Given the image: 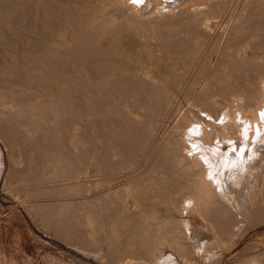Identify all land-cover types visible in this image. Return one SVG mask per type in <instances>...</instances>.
Returning <instances> with one entry per match:
<instances>
[{
  "label": "rangeland",
  "instance_id": "obj_1",
  "mask_svg": "<svg viewBox=\"0 0 264 264\" xmlns=\"http://www.w3.org/2000/svg\"><path fill=\"white\" fill-rule=\"evenodd\" d=\"M51 1L69 17L88 2ZM180 7L183 15L158 24V41L129 45L121 35L118 48L103 46L101 59L114 70L92 69L101 59L70 52V69L83 71L76 81L0 78V264H264V104L258 116L249 108L257 94L264 103V0ZM29 18L6 23L20 22L26 35L0 28V67L40 73L31 59L46 54L40 44L52 36L30 34ZM180 41L191 51L179 55L171 44ZM126 50L131 59L115 58ZM125 68L131 87L121 79ZM87 81L101 86L98 93L81 89ZM227 110L236 113L232 123H213ZM184 118L219 133L204 165L218 196L201 213L183 204L201 174L179 157ZM230 150L234 157H226Z\"/></svg>",
  "mask_w": 264,
  "mask_h": 264
},
{
  "label": "bare ground",
  "instance_id": "obj_2",
  "mask_svg": "<svg viewBox=\"0 0 264 264\" xmlns=\"http://www.w3.org/2000/svg\"><path fill=\"white\" fill-rule=\"evenodd\" d=\"M188 1L189 0H135V2H134V0H88V2H86V7L81 8L76 13L75 16H73V17L70 16L69 17L67 14H64L62 11L57 12L53 8V6H52L53 3H52L51 0H34L30 4H27L26 3L27 2L26 0H16V2H14V3L7 2L6 0L5 1L4 0H1L0 1V28L6 29L7 31H10V30L12 32L15 31L16 35L17 34H19V35H26L25 34L26 31L24 30V28H23L22 24H20V22H17V24L14 27L6 26V23H8V21L12 17H17L18 19H20V18H26V21H29V19H30L29 17H32V19H31V22H32L31 23V26H32V28L31 27L28 28L30 34L32 32L36 36H39L40 35V32H44V34L46 35V38H47V35L48 36L51 35L52 37H48V40L46 42H44V43L42 42V44L39 43L41 45V49H39V50L40 51H43V52H46L45 55L42 56V55H39V53H38L37 56H34L33 55L32 56V59L30 58L31 59V64L30 65L31 66H35V69L38 68L40 70V71L38 70L40 73H37V74L36 73H30L29 71L24 70L22 68H18L17 69V67H15L16 65L13 66L14 64L13 65L7 64L4 67H0V78H4L5 79V77L12 76V77H16L18 80H20V79H27V78L29 79L30 77L31 78L34 77V78H37V79L44 78V80H46V79H50L51 80L50 77H53V78L54 77L55 78H58V77H69V78H72L71 80L76 81V78L77 77L78 78L79 77H82V74L83 73L81 74V72H83V71L70 69L71 66H72V65L69 64V62H72V59L69 56V53L70 52L72 54H76L79 58H82V59H85V60L86 59L87 60H91V59H98L99 60L104 55L106 56V51L109 48H111V46L109 48L107 47L108 42L111 43V44H113L112 46L116 45V47H117L116 42H118L121 39L120 38L118 40V36H121V35H122L121 37H123L124 42H126L127 44H129L131 41H135V40H138V41L141 42L142 39H144L143 41H147L148 43L149 42L154 43V42L158 41L157 37L158 38H161L162 37L161 36L162 35L161 32H159L157 30L158 29L157 28L158 27V24L159 23L161 24L163 22V20L170 19V17H173V16H176L177 17L179 15H183L182 13H184V12L181 11L179 8H182L180 6L181 5L184 6ZM178 5H180V6H178ZM107 7H109L110 9L108 10ZM204 7H205L206 10H208L210 6L209 7L208 6H204ZM195 9H197V8H195ZM27 11H29V13ZM193 13H195V12H193ZM193 19H194V16H193ZM193 19L190 18L189 20L191 21ZM197 20H198V18H197ZM19 21H21V20H19ZM185 21H187V20H185ZM26 23H28V22H26ZM251 23L252 24H250V25L252 26V28H254V30L255 29H258L260 27L259 25L255 24L253 22H251ZM262 25H263V23H262ZM161 26H162V24H161ZM174 27H176V26H174ZM62 29H67L68 31H66V32H68V33L65 34V35H61L59 37H56L57 31H60V33H61V30ZM190 30L192 31V27H191ZM203 30H204V28H203ZM121 31H124V33L121 32ZM120 32H121V34H120ZM240 32H241L240 29H237L236 30V33H240ZM191 34L194 35V33H190V35ZM159 35L161 37H159ZM169 37H171V36H169ZM173 37H175V36H173ZM27 38L28 37H26L25 39L19 38V40L21 41V43H22L23 46H26V45L30 44V42L28 41L29 39H27ZM163 39H164V37H163ZM193 40H194V37H193ZM198 40H200L199 37H198ZM147 42L144 45L148 44ZM160 42L161 41H159V44H162V42L161 43ZM164 42H167V41H164ZM164 42H163V46H164ZM174 42H176V41H174ZM177 42H179V41H177ZM181 42H184V43H181ZM216 42H218V41H216ZM189 43H190V41H189ZM168 45H170V44H168ZM171 45H172L173 48L175 47L174 50H176L177 52H179V55L180 54H186L187 52H190L191 51V49H190L191 44H188L185 41H180V43H178V44L176 43V45H174V44H171ZM103 46H106L107 47V50L106 51L104 50ZM108 46H109V44H108ZM106 47H105V49H106ZM151 48H152V46H151ZM132 49H131V52L133 51ZM139 49H141L140 46H139ZM161 49L163 50V48H161ZM146 50L148 51L147 48H146ZM169 50H170V48H169ZM117 51L114 52L115 58H117V59H126V60H128L130 58V56H131L127 52V50H126V52H122V53H119ZM119 51L121 52V50H119ZM193 51H195V50H193ZM51 53H53V54H51ZM145 55H147V54H145ZM193 55H194V53H193ZM149 56L152 57L151 55H149ZM181 56H183V55H181ZM145 58H146V56H145ZM156 58H158V57H156ZM183 59H185V58H183ZM103 61L104 60L101 59V60H99V62L97 63V65H92V69H95V70H98V69H105V70L110 69V70H114V69H111V68H113L115 66H111L110 67V64H108V63L106 64V62L104 63ZM40 62H41V64L47 66L48 68L51 67L52 70L44 69V68H42V66L40 67V65H41V64H39ZM130 62L132 63V61H130ZM139 63H141V62H139ZM241 64H240V66H242ZM132 65L135 66V64H133V63H132ZM137 65L139 66V64H137ZM143 66L144 65H141V67H139V68H142ZM121 67H123V66H121ZM126 68H128V67H126ZM224 69H223V71H224ZM140 71H142V70H140ZM105 72L107 73V71H105ZM86 73L88 74L90 72L87 71ZM122 73H123L122 74V77L123 78L121 77V79L123 80V83L129 84V86L131 87V82L130 81L133 80V78H132L133 75L132 74L130 75L127 69L124 70V71H122ZM99 74H101V72ZM99 74H97V76ZM222 74L223 73H221V75ZM105 75H107V74H105ZM108 75H111V74H108ZM206 75H209L210 76L209 73L206 74ZM224 75L225 74H223V76ZM144 76H145V74H144ZM223 76H221V77H223ZM84 77H86V76H84ZM98 77H101V76H98ZM106 77L108 79V76H106ZM134 77L136 78V76H134ZM210 78H211V76H210ZM212 78H214V76ZM87 79L88 78H85V80H87ZM110 79L111 78H109V80ZM136 80H138V79H136ZM143 82H145V81H143ZM210 82H211V80H210ZM88 83L84 84L81 89H84L87 92H89V91L92 90V91H95V92L98 93V90L100 89L101 86L99 84H98L99 85L98 86V85H93V84L91 85L90 83L89 84ZM115 83H117V82H115ZM80 84H82V83H80ZM135 85L138 86L140 84H135ZM226 85H227V83H226ZM147 86H149V85H147ZM70 87L73 88V86H70ZM194 87H195V85H194ZM219 87H220V82H219ZM0 88H3V87H0ZM139 89H140V87H139ZM143 89H144V87H143ZM202 89L203 88H201V90ZM226 89L228 91H230V89H232V88L231 87L229 88V86L227 85V86L224 87V90H226ZM232 90H231V92H232ZM0 91H1V89H0ZM9 91H13L14 92V91H17V90H13L12 89V90H9ZM144 91H142V92H144ZM145 94H147V93L145 92ZM224 95H225V92H224ZM231 102H232L231 105L234 108V105H235L236 102H234V101H231ZM254 102H255V104L252 105L253 106V109H252V106H249V105L248 106H249V108H251L250 111L254 110V111H252V113L253 114H256V116H258L262 112V110L260 109V107H262V104H264L263 103V97H262V95L257 94L256 95V99L254 100ZM213 105H215L214 102H213ZM209 107H210V105H209ZM211 109H212V107H211ZM230 113H232V115ZM234 114H236L234 110H232V111H228L227 110L223 116L221 115V117L218 120L214 121L213 123H216V124L217 123L218 124L232 123L231 117ZM15 115H17V114H15ZM185 118H184V120H185ZM187 118H191V117H187ZM194 120L193 121L191 119L185 120V122L188 124V126L185 128L186 129L185 132H183L184 133L182 135V139L183 140L180 141L181 144L179 143L180 144V146H179L180 147L179 148L180 149L179 154L181 153V156H179V157L180 158L183 157V159L185 158V159H188L189 161L192 160V162L195 164V165H193V167L198 168V169L201 170V174L197 177L198 179L196 181V188L197 189L192 193V197L188 199L189 201L186 200V199L183 200V204H187V203H190L191 202L193 204L194 208L197 211H200V213H201V211L205 208V205L206 204L208 205V203L211 204V202L213 200H215L214 197L216 195L218 196V193L215 191V189L211 185L212 183L210 182L209 177H208V174L209 173L207 171V168H205L204 165L207 164L206 163V157H207V155L210 154V152L207 150V148L210 149V148L215 147L216 144L214 142H212V141H214V140H212V138L217 139V136L219 135V133L217 132L216 129L210 128L211 126L209 127L207 124H205V123H203L201 121L195 122ZM181 123H182V125L185 124V123H183V121L180 122V124ZM184 127H185V125H184ZM229 127H230V125H229ZM51 129H54V128H51ZM233 129L235 130L234 127H233ZM231 131H233V130H231ZM54 137H53V139H54ZM191 138H195V139H193L192 141H190V140L187 141V139H191ZM130 140H133V139L131 138ZM54 142L56 143V140L55 139H54ZM57 145H59V144H57ZM129 147H131V146H129ZM164 149H162V150H164ZM193 149H195V151H198L199 150L201 152H199L198 154H194ZM234 156H235L234 150H230V153H228L226 155V157H234ZM197 159H202L203 160V165L200 164V163H198V160ZM194 184H195V182H194ZM193 186H195V185H193ZM193 206H191V207L193 208ZM208 206H207V208H208ZM180 210H182V208H180Z\"/></svg>",
  "mask_w": 264,
  "mask_h": 264
},
{
  "label": "snow or ice",
  "instance_id": "obj_3",
  "mask_svg": "<svg viewBox=\"0 0 264 264\" xmlns=\"http://www.w3.org/2000/svg\"><path fill=\"white\" fill-rule=\"evenodd\" d=\"M134 2H135V0H134Z\"/></svg>",
  "mask_w": 264,
  "mask_h": 264
},
{
  "label": "crops",
  "instance_id": "obj_4",
  "mask_svg": "<svg viewBox=\"0 0 264 264\" xmlns=\"http://www.w3.org/2000/svg\"><path fill=\"white\" fill-rule=\"evenodd\" d=\"M35 115V114H34Z\"/></svg>",
  "mask_w": 264,
  "mask_h": 264
}]
</instances>
